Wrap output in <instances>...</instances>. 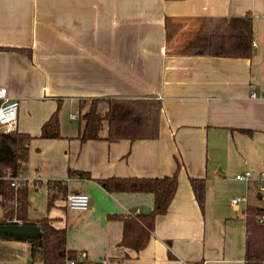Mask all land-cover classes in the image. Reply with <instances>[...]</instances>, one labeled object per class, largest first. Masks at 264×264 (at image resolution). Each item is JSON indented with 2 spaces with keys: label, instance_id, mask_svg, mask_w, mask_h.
<instances>
[{
  "label": "crops",
  "instance_id": "obj_1",
  "mask_svg": "<svg viewBox=\"0 0 264 264\" xmlns=\"http://www.w3.org/2000/svg\"><path fill=\"white\" fill-rule=\"evenodd\" d=\"M246 15L254 20L251 58L180 52L203 18ZM167 21L180 25L170 39ZM0 48H10L0 49V88L20 102L18 132L33 137L19 178L28 183L31 208L45 200L47 217L67 230V246L80 260L245 264L248 202L231 201L254 202L261 192L257 180L236 176L264 172V0H0ZM97 98L159 100V138L82 143L79 115ZM59 104L62 138H41ZM178 163L177 193L156 218L148 246L140 252L121 246L123 222L108 216L150 212L155 197L110 193L97 180L162 178ZM191 178L205 179L203 210ZM49 182L66 186L67 196L89 195V210L72 211L62 198L48 210ZM30 217L40 219L31 209ZM0 264H31L29 245L0 240Z\"/></svg>",
  "mask_w": 264,
  "mask_h": 264
},
{
  "label": "trees",
  "instance_id": "obj_2",
  "mask_svg": "<svg viewBox=\"0 0 264 264\" xmlns=\"http://www.w3.org/2000/svg\"><path fill=\"white\" fill-rule=\"evenodd\" d=\"M168 38L180 30V25L166 22ZM254 20L251 15L239 18H203L193 37L185 43L182 54L206 55L222 58H251L253 56ZM5 49V48H0ZM10 48H6L5 50ZM26 54L30 50L14 49ZM106 104V110L101 109ZM57 111L43 125L41 138L58 139L60 134L59 112ZM162 104L155 98H97L90 101L89 110L80 112L79 121L84 128L79 135L82 143L91 140H105L110 143L129 140H156L160 135ZM105 125L107 130L104 132ZM252 133L250 130H241ZM104 132V133H103ZM33 137L18 131L4 133L0 130V196L3 216L0 225L15 216L24 226H37L38 237L22 234L0 233V240L24 242L29 245L31 264H88L80 260L79 252L67 246V230L55 226L54 219L30 217L31 200L28 183L15 189L12 180L18 178L22 167L29 159V147ZM180 164L171 176L162 178H120L109 177L97 180L110 193H151L155 197L154 208L140 214L109 215L112 220L123 222V236L120 245L136 252L145 249L154 233L156 218L167 214L179 187ZM91 179L89 173L72 171L70 175ZM190 183L200 208L205 207L206 182L204 178H191ZM47 209L55 207L59 199L67 200V187L60 182L48 183ZM247 237L245 242V264H264V196L258 192L255 201L248 200L245 209ZM202 264V263H194Z\"/></svg>",
  "mask_w": 264,
  "mask_h": 264
},
{
  "label": "built area",
  "instance_id": "obj_3",
  "mask_svg": "<svg viewBox=\"0 0 264 264\" xmlns=\"http://www.w3.org/2000/svg\"><path fill=\"white\" fill-rule=\"evenodd\" d=\"M253 98H257V94H252ZM0 130L4 133H11L18 131V116L20 110V102L16 99H13L9 96L8 90L5 87L0 88ZM72 119H78V116H72ZM236 179L240 182L246 184L250 183L253 180H257L260 183V191L264 196V172L260 173L257 178H255L252 171H247L242 174H238ZM24 182L18 177L12 180L11 186L15 189L22 186ZM248 202L247 197H236L232 199L231 203L233 206H240ZM91 200L89 195L85 193H71L68 195L66 200V205L68 209L72 211L86 212L89 210ZM140 210L136 214H140ZM260 222H264V218L260 219ZM8 225H23V221L19 220L17 217L9 219L7 221ZM73 264V262H69Z\"/></svg>",
  "mask_w": 264,
  "mask_h": 264
},
{
  "label": "water",
  "instance_id": "obj_4",
  "mask_svg": "<svg viewBox=\"0 0 264 264\" xmlns=\"http://www.w3.org/2000/svg\"><path fill=\"white\" fill-rule=\"evenodd\" d=\"M148 210H145L147 212ZM0 233L22 234L29 237H38L40 230L37 226L0 225Z\"/></svg>",
  "mask_w": 264,
  "mask_h": 264
},
{
  "label": "rangeland",
  "instance_id": "obj_5",
  "mask_svg": "<svg viewBox=\"0 0 264 264\" xmlns=\"http://www.w3.org/2000/svg\"><path fill=\"white\" fill-rule=\"evenodd\" d=\"M191 35V34H190ZM101 109L102 110H106L107 109V107H103L102 105H101ZM89 109L88 108H86V109H82L81 111H82V113H86L87 111H88ZM80 120V119H79ZM82 124H83V128H84V121H82ZM106 130H107V125H105V129H104V132H106ZM103 132V133H104ZM44 203H45V200L44 199H42V200H38L37 202H36V204L34 205V206H32V208H31V214H32V216H34V217H36V218H43V217H46L47 216V213H46V210H45V207H44ZM16 217V216H15ZM11 219H13V218H11Z\"/></svg>",
  "mask_w": 264,
  "mask_h": 264
}]
</instances>
